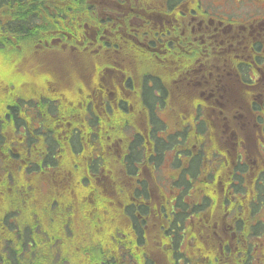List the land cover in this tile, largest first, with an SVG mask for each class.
I'll list each match as a JSON object with an SVG mask.
<instances>
[{
    "label": "flooded vegetation",
    "instance_id": "flooded-vegetation-1",
    "mask_svg": "<svg viewBox=\"0 0 264 264\" xmlns=\"http://www.w3.org/2000/svg\"><path fill=\"white\" fill-rule=\"evenodd\" d=\"M134 1L126 0L119 9L122 16L134 17L132 30H122L128 38L125 60L119 61L117 57L106 70L111 80L120 73L111 112L108 114L112 93L106 86L101 87L98 101L101 110H97V118L103 119L104 113L108 117V144L100 157L117 154L125 165L114 169L100 161L97 172H103L113 186L112 180L118 181L116 174L122 175V183L118 181L116 186L121 194V203L115 208L119 237L125 238L123 228L133 193L146 182L147 198L142 199L136 215L143 219L142 233L140 237H132V248L126 250L121 246L120 257L117 252L109 251L104 257L94 256L88 249L95 232L103 236V232L112 231L107 220L110 211H96L95 206L83 210L73 201L71 208L76 216L68 218L64 245L68 251L74 250L72 256L59 251L54 262L264 264V0H180L163 11L162 5L153 7L166 0ZM18 20L16 16L10 22ZM121 23L116 26L118 30ZM149 29L158 32L156 47L141 36ZM24 30L22 23L10 28V33ZM62 47L57 48L61 54ZM136 49L154 57L161 68H169V51L178 55L180 65L177 62L175 69L179 72L164 94L165 108H158V92L140 91L141 81L135 74L139 65ZM130 51L135 55L131 56ZM55 64L59 65V61ZM148 85L151 87L152 80ZM125 87L134 93L131 104L132 94ZM122 101L127 106L126 115L121 111ZM136 109L140 116L135 115ZM162 111L169 112L172 126L160 117ZM127 117L132 119L116 125L117 118ZM157 120L163 123L159 132L153 127ZM116 129L121 134L117 140L113 138ZM150 132L154 136L153 154L146 146L150 144ZM144 138L145 144L141 142ZM206 146L207 153L212 149V154L225 166V176L218 182L222 185L218 189L220 197L214 193L219 209L208 211L214 190L205 189V184L200 190L189 188L184 194L187 204L201 202L206 196L210 203L202 214L194 211L187 219L178 220L182 208L176 202L183 187H177L178 191L174 192L169 181H178L180 176L189 177L195 172L204 173L205 163L211 164L210 157L205 158ZM168 154L175 159L165 161ZM151 155L152 161L145 163ZM164 162L173 173L170 177L159 173ZM130 164L135 166L132 176L128 174ZM198 178L203 181L204 174ZM125 193L130 194V201L124 198ZM245 201L249 204L247 216L243 210ZM231 218L239 221L237 229Z\"/></svg>",
    "mask_w": 264,
    "mask_h": 264
},
{
    "label": "trees",
    "instance_id": "trees-1",
    "mask_svg": "<svg viewBox=\"0 0 264 264\" xmlns=\"http://www.w3.org/2000/svg\"><path fill=\"white\" fill-rule=\"evenodd\" d=\"M92 1L73 0L75 5L72 6L70 0H0V264H55L59 251L72 256L74 248L68 251L64 245V231L68 216H76L71 208L73 201L84 209L95 206L96 211H110L107 220L112 231L103 232V236L95 232L88 249L94 256L104 257L109 251L117 252L120 257L121 246L128 250L133 247L132 237L141 236L143 219L136 215L142 199L147 198L146 182L135 190L131 201L130 194H124L130 201L128 220L123 228L125 238L117 233L115 208L109 209L107 197L97 191V183L104 185L103 175L97 172L100 161L114 169L122 168L125 163L117 154L105 155L104 159L100 157L108 144V118H97L94 105L99 87L106 86L112 93L108 114L111 112L120 73L111 80L106 70L110 62L121 55L108 57L118 49L119 43H128L122 30H132L134 17L120 14L119 9L126 0H105L104 16L96 19L94 14L104 0H95L96 6ZM179 2L166 0L155 3L153 9L162 5L160 10L163 11L168 5ZM16 16L19 20L11 23L10 19ZM119 21H123L120 30L116 28ZM22 23L24 31L10 33V28ZM52 30L56 31L53 38ZM157 33L149 29L141 36L147 37L156 47L159 45ZM37 47L35 58L44 64V51L62 47L64 67H73L76 62V68L71 70L77 75L76 80L69 82L67 70L60 64L47 65L48 71L37 64L21 67L28 50ZM135 54L139 60L135 74L141 81L140 91L158 92V108H165L164 94L179 72L175 69L178 55L169 51V68H161L159 61L155 62L147 52L136 49ZM135 54L130 51L131 56ZM125 88L132 94L131 104L134 93ZM121 106L126 115V103L122 101ZM135 115L140 116L138 109ZM125 119L132 117L117 118L116 125ZM104 121L107 122L102 126ZM162 125V121L157 120L154 131L159 132ZM143 133L140 129V134ZM120 135L116 129L113 138L117 140ZM150 135V144L146 146L154 153V136L151 132ZM141 142L145 144V138ZM208 151L212 152V149ZM146 154L148 156L149 152ZM152 159L151 155L145 163ZM134 168V164H130L129 176L133 175ZM200 174L195 172L189 177L180 176L178 181H169L175 185L172 187L174 192L178 191L177 187H183L176 202L182 208L177 214L178 220L187 219L194 211L202 214L207 205L204 202L210 203L207 196L190 205L184 198L189 188L200 190L205 183H216L215 171L209 161L205 163L203 181L198 178ZM116 175L122 183V175ZM200 181L202 185H199ZM119 229L122 228L119 226Z\"/></svg>",
    "mask_w": 264,
    "mask_h": 264
},
{
    "label": "rangeland",
    "instance_id": "rangeland-1",
    "mask_svg": "<svg viewBox=\"0 0 264 264\" xmlns=\"http://www.w3.org/2000/svg\"><path fill=\"white\" fill-rule=\"evenodd\" d=\"M140 1V0H139ZM71 2V5H75V3L73 2V0H70ZM94 3V6L98 5V3L93 0L92 1ZM134 0H131V3H133ZM90 3V2H88ZM144 3V2H143ZM91 4V3H90ZM105 9H106V5L104 2H100V8L99 10L96 11V13L94 14V17L96 19H99L101 17L104 16V12H105ZM136 10V9H134ZM77 24V23H76ZM58 27H56L57 29ZM76 29V28H75ZM39 30H42L41 28ZM124 30H126L124 28ZM50 34L52 35V38L55 36L56 34V31L52 30L50 31ZM125 45V47H124ZM126 46H128V43L125 42V43H119L118 45V49L114 51V53H110L109 57L108 58H113L115 57L116 55H121V57L119 58V61H124L125 60V52H126ZM39 50V47L35 48L34 50H31L29 49L28 50V53L26 55V57L22 60L21 62V67L23 66H32V65H35L37 64L41 69H44V70H47V65L49 66H56L55 62L56 61H59V64L61 66H63V70H67V73H66V77L68 79L69 82H73L74 80H76L77 78V75L76 74H73L72 73V68H76V62L74 63L75 65L72 67L71 65H65V61H64V56L62 54H60L58 51H57V48H51V49H48L46 51H44V53L42 54V60L46 63H40L36 58H35V54L38 52ZM128 65V63H127ZM112 67H115V65H112ZM101 93V86L99 87V90L97 91V94H96V98H95V101H94V105H95V108L98 110H101V108H98V101H99V95ZM160 108H164V107H160ZM106 114V113H104ZM160 117L170 126H172V120H171V116L169 114V112L167 111H162L160 113ZM108 118V117H106ZM105 119V117H104ZM103 119V120H104ZM106 122L104 121V123L102 124V126H104ZM207 146L205 147V151H204V154H205V158L206 157H210V162L212 163V170L215 171V176H216V183H205V189H209V190H214L210 195L212 197V202H211V208L208 210V211H212V210H217L219 209V207L217 206L218 203H217V199H216V196L214 193H218L219 197H220V192L218 191L219 188L222 187V185H219L218 182H221V178L223 176H225V166H223V164H220V158H218L216 155H213L212 152H209L207 153ZM152 153V151H151ZM175 157L174 155L170 156V154H168L164 160L165 161H171V160H174ZM208 163V162H207ZM211 166V164H210ZM215 169V170H214ZM204 172H205V168H204ZM159 173L160 174H163L164 177H170L173 175L171 169L169 167H167L166 163L164 162L162 165H161V169L159 170ZM102 176V180L104 185L101 184L99 185L97 183V191L98 193H102L104 194L106 197H107V201L109 202V204H106L107 207L109 209H113V208H117L119 206V204L121 203V194L119 192V189L116 188L117 186V181H116V184L114 185V187H110L108 185V182L110 181L109 179H107V177L104 175L103 172L100 173ZM203 173H201L200 175H202ZM160 178V177H159ZM107 179V180H105ZM199 185H202V182L200 181L199 182ZM175 186V185H174ZM239 199H241V197H239ZM237 200V199H235ZM204 204H208V202H204ZM246 206L243 210H244V215L247 216V207H248V203L245 201V203L243 204V206ZM77 206H79L77 204ZM80 207V206H79ZM82 208V207H81ZM84 210V208H82ZM221 209V208H220ZM202 216V215H201ZM69 217V216H68ZM231 221H233V225H234V229H237L239 227V221H236V220H233L231 218ZM128 225V224H126Z\"/></svg>",
    "mask_w": 264,
    "mask_h": 264
},
{
    "label": "bare ground",
    "instance_id": "bare-ground-1",
    "mask_svg": "<svg viewBox=\"0 0 264 264\" xmlns=\"http://www.w3.org/2000/svg\"><path fill=\"white\" fill-rule=\"evenodd\" d=\"M27 12V11H26Z\"/></svg>",
    "mask_w": 264,
    "mask_h": 264
}]
</instances>
